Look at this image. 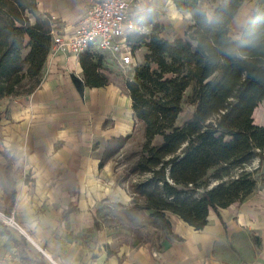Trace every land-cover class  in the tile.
I'll list each match as a JSON object with an SVG mask.
<instances>
[{"label":"trees","instance_id":"16d2710c","mask_svg":"<svg viewBox=\"0 0 264 264\" xmlns=\"http://www.w3.org/2000/svg\"><path fill=\"white\" fill-rule=\"evenodd\" d=\"M171 1L177 11L189 15L191 25L183 37H160L156 22L148 35L130 37L136 50L144 44L147 53L134 68V77L124 83L132 117L143 126L144 138L130 173L137 179L146 176L130 185L129 193L137 209L167 225V214L176 216L198 230L206 224L208 209L227 207L252 193L253 172L244 167L255 159L264 162V127L252 118L264 100V0H257L252 19L236 39L230 36L231 23L250 0H228L210 16L202 0ZM36 10V0H0V101L30 95L40 86L36 79L50 52L51 21ZM154 16L149 14L145 25ZM78 61L83 76L71 80L80 95L85 88L110 84L92 54H82ZM188 88L195 110L177 127ZM157 136L162 142L154 145ZM129 137L111 139L107 148L114 145L116 153ZM211 177L218 183L208 188ZM14 185L11 162L6 160L0 165V186L9 203L6 215L15 200Z\"/></svg>","mask_w":264,"mask_h":264},{"label":"crops","instance_id":"0c3cea01","mask_svg":"<svg viewBox=\"0 0 264 264\" xmlns=\"http://www.w3.org/2000/svg\"><path fill=\"white\" fill-rule=\"evenodd\" d=\"M36 1L38 15L55 18L67 28L81 15L69 0ZM201 3L209 4L210 0ZM153 10L158 13V8ZM183 14L190 26L189 15ZM53 57L62 59L66 67L77 66L79 72L75 74L82 78L79 56L67 51L49 53L48 60L52 58L49 67L56 71L59 66ZM70 74L57 71L48 74L32 94L0 101V165L10 160L15 181L16 194L10 213L22 230L33 233V239L26 237L29 243L44 252L35 256L22 254L24 260L17 255H0L5 264H48L43 256L52 264H264V162L257 164L252 193L227 207L208 209L203 228L196 230L176 216L166 217L171 240L159 251L145 248L112 252L102 239L103 233H96L97 245L88 240L82 243L74 240L71 235L77 232L72 228L74 216L62 218L65 210L70 213L67 205L73 202V189L81 183L94 182L95 177L98 180L114 176L111 160H103L99 168L102 159L87 160L82 146L88 144L91 129L102 134L106 145L111 139L125 136L132 125L122 113L125 108L124 112L132 116V110L129 96L122 100L117 88L111 85L85 88L80 95ZM188 90L191 89L185 93ZM108 118L112 123L101 130ZM258 126L264 127V116L263 124ZM24 153L28 155L25 161ZM81 197L79 193L75 198L77 213L85 214L88 210ZM8 206L0 186V211H7ZM11 237L13 240L8 236L18 248L20 243Z\"/></svg>","mask_w":264,"mask_h":264},{"label":"rangeland","instance_id":"374dc122","mask_svg":"<svg viewBox=\"0 0 264 264\" xmlns=\"http://www.w3.org/2000/svg\"><path fill=\"white\" fill-rule=\"evenodd\" d=\"M89 1L90 0H69V2H72L73 6H76L78 15L81 14L84 5ZM227 2L228 0H217L214 3H205L204 5L201 3V7L206 11L207 15L210 16L216 6L224 5ZM156 8H158V13L153 10ZM256 8L257 0H250L240 8L230 26V36L232 38L236 39L240 36L245 26L252 19ZM134 11L135 14H137L138 21L143 25V33L145 35L149 34L151 24L155 22L160 25V29L158 30L160 32L159 36L168 41L183 37L188 27V17L184 16L183 13L177 12L174 7L171 6L169 0H135ZM149 14H154L155 16L150 24L145 25ZM29 21L30 23H33L31 16H29ZM26 43L27 37L25 36L23 44L26 45ZM27 51L28 48L25 47L22 51L23 55ZM146 53L147 49L145 45L140 44L137 48V55L139 56L141 64L144 62V55ZM48 55L42 70L36 79L40 84L45 80L48 74L55 73L56 71L62 73L71 72V77L80 76V74H75L77 71L79 72L77 66L76 69H73L70 66L66 67L60 58L56 60L53 57V60L55 59V62H58L56 64L59 68L56 71L51 70L49 65L52 64V58L48 60ZM92 58L97 63L100 71L108 76L110 80L109 85L117 88L119 97L122 100H125L128 94L125 90L124 83L134 77L135 71L133 70L127 74L121 72L108 57L98 52L92 53ZM152 68H154V66H152ZM191 93L192 91L188 90V92L184 94V97H182V112L179 114L175 122V126L177 127L183 126L191 118L195 110V106L190 104ZM125 110L126 109L124 108V111ZM124 111L122 115L127 117L129 126L132 125V128L129 127L126 130L125 136L130 135V137L125 142L124 146L116 151V153L114 145L107 148L103 136L98 130L94 132L91 129L88 137V144L82 146L83 151L86 152V158L89 161L96 158L111 160L114 165L113 178H98L97 180L95 177L93 178L94 182L81 183L80 187L74 188L72 191L73 202L67 205L70 213H67V210H65L62 218L68 219V217L74 216L72 228H75L77 232L76 234L71 235L74 237V240L81 243L88 240L90 243L94 242L95 245H97L99 239L96 236V233H103L102 239L105 241L106 247L112 252H130L145 248L159 251L169 240H171L169 231L170 226L163 220L152 217L149 211L139 210L132 204L129 193L130 185L137 180L142 181L146 178V176H142L137 179L135 175L130 173L132 163L138 157V152L144 143L143 126L140 123L135 122L133 117L129 114L127 115ZM263 116L264 100L256 106L252 113L253 123L256 125H262ZM92 120L93 118H91L90 125H92ZM109 123H112L111 118L105 120L101 130L109 128ZM1 135L0 124V145L2 144ZM161 142L162 138L157 136L155 137L153 144L159 145ZM27 157L28 155L26 153L22 154V159L24 161ZM257 164L258 160L255 159L248 166L244 167L245 171L253 172L254 179L258 170ZM233 172L237 173L238 170H233ZM211 174L212 171L209 172V176ZM217 183L218 181L212 177L209 178L208 188L214 187ZM79 193L82 194V205L87 207L88 210L87 212L85 211V214L77 213L75 198ZM200 194V190L196 192L197 196ZM126 196L129 198H126ZM5 213L6 211H0V214H2L0 216V223L3 225V227H0V255L5 257L17 255L20 260H24L22 254L27 255L28 253L31 256L43 255L41 250L34 248L26 238L27 236L33 238V233L26 229L23 230L24 232H20L17 227L19 226L21 228L18 221L11 213H9V215H6ZM166 217L170 218V215L167 214ZM2 220H4L5 223H3ZM87 223L90 225L89 228H87ZM7 232L20 243L18 248H15L10 238H8ZM43 257L46 263L52 264L46 256Z\"/></svg>","mask_w":264,"mask_h":264},{"label":"built area","instance_id":"2783aa9c","mask_svg":"<svg viewBox=\"0 0 264 264\" xmlns=\"http://www.w3.org/2000/svg\"><path fill=\"white\" fill-rule=\"evenodd\" d=\"M134 1L90 0L71 28L50 18V53L67 51L80 56L98 52L108 57L121 72L133 71L140 59L130 37L143 34V25L133 10ZM2 222L5 223L4 220ZM5 262L0 256V264Z\"/></svg>","mask_w":264,"mask_h":264},{"label":"bare ground","instance_id":"6f19581e","mask_svg":"<svg viewBox=\"0 0 264 264\" xmlns=\"http://www.w3.org/2000/svg\"><path fill=\"white\" fill-rule=\"evenodd\" d=\"M29 239V238H28ZM33 239V238H32ZM31 241V240H30ZM37 246V245H36Z\"/></svg>","mask_w":264,"mask_h":264},{"label":"clouds","instance_id":"9594fccd","mask_svg":"<svg viewBox=\"0 0 264 264\" xmlns=\"http://www.w3.org/2000/svg\"><path fill=\"white\" fill-rule=\"evenodd\" d=\"M69 264H70V262H69Z\"/></svg>","mask_w":264,"mask_h":264}]
</instances>
